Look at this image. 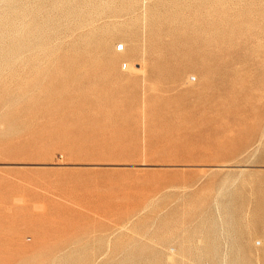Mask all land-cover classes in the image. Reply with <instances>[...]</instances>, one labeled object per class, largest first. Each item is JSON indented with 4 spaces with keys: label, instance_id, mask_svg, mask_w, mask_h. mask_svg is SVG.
Listing matches in <instances>:
<instances>
[{
    "label": "rangeland",
    "instance_id": "obj_1",
    "mask_svg": "<svg viewBox=\"0 0 264 264\" xmlns=\"http://www.w3.org/2000/svg\"><path fill=\"white\" fill-rule=\"evenodd\" d=\"M0 264H264V0H0Z\"/></svg>",
    "mask_w": 264,
    "mask_h": 264
}]
</instances>
